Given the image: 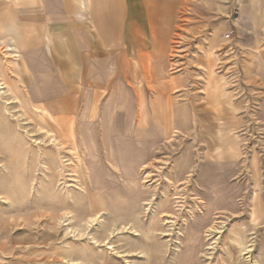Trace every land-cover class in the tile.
I'll return each mask as SVG.
<instances>
[{"label": "rangeland", "instance_id": "374dc122", "mask_svg": "<svg viewBox=\"0 0 264 264\" xmlns=\"http://www.w3.org/2000/svg\"><path fill=\"white\" fill-rule=\"evenodd\" d=\"M91 1L0 0V264H264V0ZM93 38L97 96L62 66Z\"/></svg>", "mask_w": 264, "mask_h": 264}, {"label": "crops", "instance_id": "0c3cea01", "mask_svg": "<svg viewBox=\"0 0 264 264\" xmlns=\"http://www.w3.org/2000/svg\"><path fill=\"white\" fill-rule=\"evenodd\" d=\"M69 1V0H67ZM77 1V8H78V12L81 13L80 15L83 16V12H86V11H89V5H92V1L91 0H76ZM180 3H182L183 5H185L187 2H192V0H178ZM144 7H145V10H146V15H153L155 13L158 12L159 9H161L163 7V9H167L166 6L172 8L173 7V4L171 3V0H145L144 2ZM94 4V3H93ZM105 5L106 4V1H105ZM123 5V4H122ZM126 5V4H125ZM124 5V6H125ZM129 6H133L129 3ZM66 9H68L67 5H65ZM126 7V6H125ZM110 8V7H109ZM94 11V15H95V10H91L90 12H93ZM171 12V11H170ZM90 21L95 24L96 23V26H97V30L100 29L99 31L101 32V20L100 18H97L96 15H95V18H90ZM49 46V45H48ZM50 47V46H49ZM48 47V50H50V48ZM99 41L98 39L96 38H93L91 40V42L89 43H85V50H84V57L86 56V59L88 61L87 65L83 66V74H82V67L81 69H78L76 68V66L78 65V61L75 59V57L71 54H69L68 56V59H69V63L68 62H62V66L64 68H66V70H68L66 72V82H67V85L69 86L71 83H74L76 79H81V80H84V79H87L88 81V74H87V71L90 70L92 68V64L94 65H97V68L100 72H102V76H99L98 79H102L103 81H105V74L104 72L102 71L103 68H101V62H100V59H99V56L98 58L97 57H94V54L95 53H98L99 52ZM89 53V55H88ZM99 54V53H98ZM96 62V63H95ZM61 62H58V64H60ZM254 71H255V81L257 82L258 85H263L264 86V63L263 62H258L257 64H254ZM82 74V75H80ZM131 79H133L134 77L132 75H130ZM97 79V80H98ZM96 80V77H94V81H97ZM79 83H81L79 81ZM105 85H107L105 83ZM264 89V87H263ZM101 91V90H100ZM136 91V96L139 95V89H135ZM131 101V99H130ZM263 103V108H264V99L262 101ZM130 106V105H129ZM139 110H140V118L141 119H138L139 121L140 120H144V116L146 115V112H145V106H144V103L143 101H140L139 102ZM117 105H115V111L113 112L115 117L117 114H120L121 111H117ZM129 110L131 111V107L129 108ZM124 112V111H123ZM262 112V113H261ZM125 113V118H131V114L130 112H124ZM260 115L261 117L264 119V110H261L260 111ZM103 119V118H102ZM141 123V121H140Z\"/></svg>", "mask_w": 264, "mask_h": 264}, {"label": "bare ground", "instance_id": "6f19581e", "mask_svg": "<svg viewBox=\"0 0 264 264\" xmlns=\"http://www.w3.org/2000/svg\"><path fill=\"white\" fill-rule=\"evenodd\" d=\"M1 43L2 42H4L3 40H1L0 41ZM6 46V49L7 50H12V49H14L15 48V46H10V44H7V45H5ZM6 53H7V51H6ZM96 63V62H95ZM97 68V65H93L92 64V68L90 69V70H88L87 71V74H88V81H87V84H88V86L89 87H91V88H93L92 90H91V92L93 91V95L94 96H97V94L99 93V91L100 90H102V88H104L106 85H105V83L109 80V78L111 77V73H109L107 76H105V81H103L102 79H98L99 78V76H101V77H103L102 76V72H100L98 69H96ZM94 77H96V80L97 81H94ZM107 84V83H106ZM5 84L3 83V82H1L0 81V102L2 103V104H8L9 102L7 101V100H3V98L5 99V98H7V97H5V94H7L6 93V89H5ZM5 89V90H4ZM101 92V91H100ZM71 103H72V105H73V102L71 101V100H65V101H63L62 103H60V106L59 107H57V110H56V113H58L59 115L61 114V115H63V116H65V117H62L61 118V116H59V117H55V116H53L52 117V115H50L51 116V118H53V121L52 122H50V127H51V130L50 131H45L44 133H45V135H47V138L52 142V145H54V149H55V151L58 153V152H61L60 150H62L63 148H66V147H69L70 148V150L74 147V145H76V136H75V133L72 131V130H69V128L67 127V117H68V115H70L71 113V111H70V108H71ZM75 103V102H74ZM77 104H78V101H76V103L73 105V106H77ZM97 106H98V104H97V99H96V97H94L93 98V100H92V103H91V106H90V109H91V116H93L94 115V113H95V109H97ZM7 107V106H6ZM112 112H113V110H111ZM3 112V111H2ZM6 112V110L4 111V113ZM8 112V111H7ZM66 118V119H65ZM5 119V118H4ZM104 119H102L101 118V124H102V126L105 128V122L103 121ZM93 121H91L90 123H92ZM17 125V124H16ZM101 127V126H100ZM17 128V127H16ZM48 129V128H47ZM9 130V129H8ZM46 130V129H45ZM7 139V138H6ZM23 139V138H22ZM81 141H82V143L84 144V141H85V139H84V137H81ZM24 148V147H23ZM69 151V150H68ZM26 152H27V150H26ZM67 154H68V152H67ZM57 155V154H56ZM68 155H70V154H68ZM54 155H51L50 157L47 155V158H48V160L49 161H53V164H54V162H55V160H54V158L56 157H54V158H52ZM1 157V156H0ZM44 159V158H43ZM50 162V163H51ZM57 162V161H56ZM49 164V163H48ZM53 164H51L52 166H53ZM6 167L8 166V165H5ZM51 166V167H52ZM70 166V165H69ZM1 167V166H0ZM9 167V166H8ZM50 167V166H49ZM48 167V168H49ZM54 167V166H53ZM56 167V166H55ZM50 169V168H49ZM7 171H8V169H6ZM5 170V172H7ZM15 170V168H13L12 170L10 169L9 170V172L10 171H14ZM72 170V169H71ZM16 171V170H15ZM4 172V171H3ZM4 172V173H5ZM11 173V172H10ZM13 173V172H12ZM8 174V173H7ZM145 175H147V174H145ZM145 178V177H144ZM143 182H145V180L143 181ZM22 185V184H21ZM68 194V193H67ZM21 197V196H20ZM66 198V197H65ZM68 199V198H67ZM51 201V200H50ZM12 202V201H11ZM65 205V204H64ZM63 205V206H64ZM66 206V205H65ZM10 207H12V206H10ZM64 209H65V207H64ZM63 209V211H64V213H69L70 212V210H67V209H65L64 210ZM73 211V210H72ZM62 212V211H61ZM90 217V216H89ZM88 217V218H89ZM90 219H91V217H90ZM95 219V218H94ZM88 221H90V220H88ZM91 222V221H90ZM88 223V222H87ZM87 223H85V224H87ZM123 228H125V226H123ZM126 229V228H125ZM95 238V237H94ZM96 241V240H95ZM94 241V242H95ZM110 247V246H109ZM23 248V247H22ZM248 249V248H247ZM249 250V249H248ZM246 251V250H245ZM3 256V255H2ZM27 259V258H26Z\"/></svg>", "mask_w": 264, "mask_h": 264}]
</instances>
